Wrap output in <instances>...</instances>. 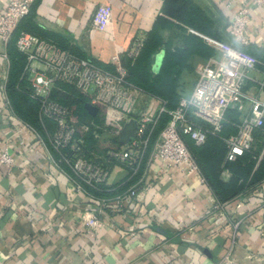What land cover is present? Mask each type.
Wrapping results in <instances>:
<instances>
[{"label": "crops", "instance_id": "1", "mask_svg": "<svg viewBox=\"0 0 264 264\" xmlns=\"http://www.w3.org/2000/svg\"><path fill=\"white\" fill-rule=\"evenodd\" d=\"M2 1L5 5L7 0ZM163 1L37 0L31 22L27 18L23 23L26 31L48 35L111 67L114 56L125 64L133 38L154 27ZM189 2L208 20L214 38L203 35L233 45L228 28L241 0ZM101 5L110 7L112 20L103 30H94L92 16ZM247 8L251 48L264 52V9L252 3ZM158 29L163 43L172 48L182 47L188 36L174 25ZM4 55L0 45V152L8 149L14 167L6 175L0 166V264H264V179L219 202L206 181L153 161L139 187L140 202L127 199L124 211L104 212L102 229L87 233L80 218L92 206L86 197L70 192L67 178L49 160L32 127L11 108L5 89L9 60ZM202 61L191 56L187 64L195 68ZM194 82L195 77L191 91ZM263 82V71L249 73L243 92L261 100ZM228 176L224 170L219 179L225 182Z\"/></svg>", "mask_w": 264, "mask_h": 264}, {"label": "built area", "instance_id": "2", "mask_svg": "<svg viewBox=\"0 0 264 264\" xmlns=\"http://www.w3.org/2000/svg\"><path fill=\"white\" fill-rule=\"evenodd\" d=\"M34 1L7 0L3 5L0 0V45L3 49H6L18 23L28 15ZM241 2V8L230 21L228 34L245 48L251 46L246 34L249 21L247 3L264 9V0ZM111 20L110 7L101 5L92 16V29L103 30ZM187 32L203 40L216 52L196 65L192 91L180 97L172 110H167L161 99L131 85L127 81V69L120 64L117 56L111 59L116 66L113 72L98 67L91 59L78 57L47 38L25 31L17 36L15 47L25 57L24 75L29 83L31 98L39 103L38 116L53 125L51 131H46L45 139L33 130L34 134L49 160L67 178L70 192L86 197L87 204L92 206L80 218L87 233H97L102 229L101 214L104 212L124 211L127 199L140 202L139 187L145 182V170L150 162L179 167L204 183L184 137L196 147L203 145L207 135L220 133L226 110L235 109L240 114V120L236 132L224 140L225 162H233L248 151L253 143V133L264 125V98H251L243 92L248 74L257 71L258 61L233 45L190 28ZM142 46L143 39L136 38L126 55L131 59L137 58ZM58 84L70 86L86 95L93 106L101 104L124 114V123L134 119V136L120 149L110 148L101 156H85L84 140L78 135L76 124L70 121V109L51 96ZM260 91L264 92V82L260 84ZM246 101L249 102L248 109L245 108ZM162 114L168 115L169 120L149 148L151 133ZM49 148L58 156L57 161ZM146 154L148 157L143 162ZM0 166L6 175L14 167L13 157L7 148L0 152ZM113 167L125 170V180H133L132 183L112 197H98L91 193L90 189L108 185Z\"/></svg>", "mask_w": 264, "mask_h": 264}, {"label": "trees", "instance_id": "3", "mask_svg": "<svg viewBox=\"0 0 264 264\" xmlns=\"http://www.w3.org/2000/svg\"><path fill=\"white\" fill-rule=\"evenodd\" d=\"M36 1L37 0L32 4L28 15L18 23L6 45L9 70L5 89L14 113L45 139L46 131H51L53 125L48 121H42L38 116L39 103L37 100L31 98L29 83L24 75L25 57L19 53L15 47V42L19 33L22 31L29 32L26 31L23 21L27 18H29L28 21L32 20V7ZM189 4V0L163 1L162 14L157 18L154 27L146 34L134 69H131L129 76L127 73L129 77L127 80H129L131 85H134L149 96L161 99L165 103L167 110L174 109L178 104L180 93L177 91V87L182 82L181 78L183 71H190V69L193 68L190 64H187L188 59L191 56H197L202 60H206L214 55V50L203 40L187 32V28H190L202 34L208 33L209 36L213 37L207 30L210 27L208 20L197 10L190 8ZM164 24L174 25L179 31L188 33L182 47L172 48L170 43H163L158 27ZM31 34L41 38H47L56 43L59 47L69 50L80 58L90 59L76 53L71 47L69 48L67 45L64 46L58 43L57 40H54L55 38L48 35L36 32ZM232 43L235 48L244 50L256 57L257 60H260L257 67L264 72V52L254 50L251 46L245 48L241 47L234 41ZM160 53L162 54L160 65L157 71H153V68L151 69L152 62L150 60L153 58L155 61V57ZM94 63L102 69L115 71L113 67H108L95 61ZM51 96L54 100L70 109V121L72 123L77 124V122H83L87 117L84 104L87 103L85 97L88 99V102L89 98L87 96H79L74 92L72 87L58 84ZM75 114L77 115L75 116ZM76 117L79 119L76 120ZM94 120L98 121L97 117H95ZM122 120L123 123L120 124L115 122V125H117L115 127L116 138L113 139L112 142L114 146L112 148L115 149L121 148L118 136L124 124V119L122 118ZM168 120V115H161L160 120L151 133L149 148ZM239 120L240 114L235 109L226 110L220 133L207 135L205 143L199 147L194 146L187 137H184L187 139L184 142L195 159L202 177L210 186L219 202L233 199L239 193L253 187L264 179V125L256 129L253 133V143L248 151H245L242 156L237 157L233 162L224 161L226 154L224 140L236 132V126ZM90 126L91 128H88L84 136V150L85 156L87 157H92V153L97 151L96 148L99 145L98 138L101 134L97 131L95 125V127L92 125ZM78 135L80 136L79 132ZM49 150L52 157L57 161L58 156L56 153L51 148H49ZM147 157L148 155L146 154L143 162L146 161ZM224 170H227L229 174L228 180L225 182L219 179L221 171ZM132 181L133 180L126 181L124 179L117 185H103L95 190L90 189V192L98 197L113 196L125 190Z\"/></svg>", "mask_w": 264, "mask_h": 264}, {"label": "rangeland", "instance_id": "4", "mask_svg": "<svg viewBox=\"0 0 264 264\" xmlns=\"http://www.w3.org/2000/svg\"><path fill=\"white\" fill-rule=\"evenodd\" d=\"M147 33L148 32H146L145 34H139L138 36L134 37L132 40V43L137 37L142 38L143 42H144V39H145ZM213 50H214V52H216L215 49H213ZM125 59H126L125 64H123L121 59H120V64L127 69V73L129 76V72L131 71V69H134V65L136 64L138 57L135 59H131L125 54ZM150 61L152 62V64H151V69H152L155 65L156 59L154 61V59L152 58ZM111 67H113L114 70H116V66H114V64H112V63H111ZM194 69L195 68L193 67L192 69H190V71H183L182 77H184L185 80H181L182 82L177 87V91L180 93V97H182L183 95L187 96L190 94L191 87H192L191 83L193 82V79L195 77ZM257 70H259L258 67H257ZM153 71H154V69H153ZM128 76H127V79H129ZM127 81L129 82V80H127ZM74 92H76L79 96H84V97L86 96V95L78 93L75 90H74ZM85 100H87V103H89L88 99L86 97H85ZM95 107L98 109L97 115L95 116V117H97L98 121L94 120L95 117H92L87 113V117L83 120V122H77L76 125L78 127V132H79L80 136L83 138V140H84L85 134L88 131V128L89 127L91 128L90 125L96 126L97 131H99L101 134L99 135V138H98V140H99L98 144L99 145L96 148L97 151H94L92 154L94 156H101L105 153L106 150L114 147L112 145V142H113V139L116 138L115 127L117 125H115V122L117 124L123 123L122 118L124 119L125 115L122 113H119L115 109L109 108V107L101 105V104H97V105H95ZM76 115L77 114H75V116ZM78 119L76 117V120H78ZM186 140L187 139L184 138V141H186ZM47 145L49 146L48 143H47ZM124 175H125V170L121 169L120 167H114L110 173L108 181L118 180L122 176L124 177ZM215 210H218V209H215Z\"/></svg>", "mask_w": 264, "mask_h": 264}, {"label": "water", "instance_id": "5", "mask_svg": "<svg viewBox=\"0 0 264 264\" xmlns=\"http://www.w3.org/2000/svg\"><path fill=\"white\" fill-rule=\"evenodd\" d=\"M161 58H162L161 53L156 56V62L153 67L154 71H157L160 65ZM84 109L92 117H95L97 115L98 109L89 103L84 104ZM135 129H136V121L134 119H129L127 122L123 124L122 129L118 136V141L121 146L126 145L129 139L134 136Z\"/></svg>", "mask_w": 264, "mask_h": 264}, {"label": "clouds", "instance_id": "6", "mask_svg": "<svg viewBox=\"0 0 264 264\" xmlns=\"http://www.w3.org/2000/svg\"><path fill=\"white\" fill-rule=\"evenodd\" d=\"M161 56H162V54H161Z\"/></svg>", "mask_w": 264, "mask_h": 264}]
</instances>
